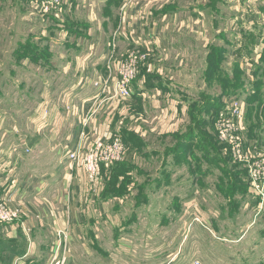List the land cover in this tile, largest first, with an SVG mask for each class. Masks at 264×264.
Returning <instances> with one entry per match:
<instances>
[{
  "label": "crops",
  "instance_id": "crops-1",
  "mask_svg": "<svg viewBox=\"0 0 264 264\" xmlns=\"http://www.w3.org/2000/svg\"><path fill=\"white\" fill-rule=\"evenodd\" d=\"M116 1L120 0H69L57 13L61 17L47 19L55 27H65L67 32L60 29L61 38L73 35L74 31H68L74 29H86L89 34L85 44L74 42L71 46L77 55L70 64L60 62L65 71L72 66L73 81H61L60 102L53 98L52 91L45 94L47 100L39 108L49 111L38 114L37 110L34 117L40 115L37 118L41 122L32 120L30 135L23 136L24 127L20 123H0V196L3 192L12 199V208L21 211L17 221L0 222V264H51L59 230L67 234L66 264H107L101 261L102 257L109 260L116 257L101 248V238L106 235V228H112L107 233L116 240V235L126 230L125 221L103 217L108 207L102 200L101 182L90 183L83 169L68 162L64 150V146L69 149L78 146L83 130L87 134L82 146L84 153L99 140H108L118 133L126 140L129 135H139L143 156L153 154L161 163L155 188L161 178L169 177L184 181L178 183L179 188L187 186V181L189 187L198 188L199 181L207 176H197V165L199 158L206 159L207 154L212 170V100L227 97L225 91H214L208 81L212 52H221L219 71L230 78L233 69L243 66L242 56L237 55L226 39V30L218 27V23L212 26L216 32V40L212 42L207 20L200 19L206 9L190 11L183 17L188 21L178 22L182 17L179 10L168 11L176 3L173 0H122V8L106 13L107 7ZM51 29L56 30L53 26ZM117 29L120 34L113 38ZM222 37L225 42L219 43ZM255 37L261 40L256 61L260 63L264 31L260 36L253 33L251 39ZM113 39L117 55L138 48L149 53L150 58L133 84L129 105L112 99L90 116L100 95L95 83L107 74V55ZM230 50H233L231 57ZM201 55L205 57L204 63L200 62ZM256 82L261 84L263 79ZM152 137L160 139L163 150L152 151ZM157 145L160 147V142ZM202 169L207 171V165ZM144 176L150 184L152 175ZM211 177L209 171L208 178ZM190 222H186V227ZM195 241L194 236L189 242L192 248L178 258L183 261L172 264L199 263L193 247ZM116 252L130 255L128 251ZM140 261V264H168L166 257L157 256Z\"/></svg>",
  "mask_w": 264,
  "mask_h": 264
},
{
  "label": "rangeland",
  "instance_id": "rangeland-1",
  "mask_svg": "<svg viewBox=\"0 0 264 264\" xmlns=\"http://www.w3.org/2000/svg\"><path fill=\"white\" fill-rule=\"evenodd\" d=\"M34 1L0 0V123H20L24 127L23 136L30 135L33 119L41 122L37 118L40 115L34 117L37 110L38 114L49 111L39 108L47 100L45 94L52 91L55 95L53 98L60 102L63 95L61 81L72 82L74 77L72 66L66 67L65 71L61 63L67 61L70 64L76 57L77 52L71 48L74 42L85 44L89 38L86 29L70 30L68 32L74 31L73 35L67 39L61 38L60 29L66 31L65 27H55L47 20L50 16L61 17L60 14L38 13ZM121 1L109 5L105 12L115 13L122 6ZM173 1L176 3L170 5L168 11L179 10L177 12L182 17L178 22L188 21V18L183 17L190 11L200 12L206 9L200 19L207 20L206 27L210 28L212 42L216 40V32L212 26L218 23V27L226 30V39L230 41L237 55L242 56L243 66L233 69V77L230 78L218 70L219 52H212L214 68L208 81L212 82L214 91L220 90L229 94L222 101L224 97L214 98L212 110H217L221 102L225 106L228 99L242 100L245 114L239 135L243 149L249 154L251 162L263 160L264 54L262 62H256L260 55L261 40L251 38L253 33L260 36L264 31V0ZM65 6L66 4L63 7ZM51 26L56 30H52ZM186 27L183 25V28ZM118 29L113 38L120 34ZM205 39L208 40V34ZM115 40L111 43L115 44L114 53L118 62H124L130 52L140 50H128L119 56ZM218 41L222 43L225 39L222 37ZM140 51L148 54V59L140 65L136 80L141 67L150 58L149 53ZM232 52L230 50L229 57ZM110 55L111 49L107 59ZM204 60V55H201L200 62L204 63ZM259 79H263L261 84L254 83ZM130 100L121 103L129 105ZM219 112L216 111L217 114ZM217 114L215 122H210V126L213 124L212 170H209L208 154L206 159L200 157L196 174L207 177L199 181L198 188L189 187L187 180V186L179 188L178 183L183 184L184 181L171 177L161 178L158 188H155L157 170L161 163L153 154L143 156L144 148L141 146L140 136L129 135L126 140L123 134L118 133L109 138L120 137L125 152L121 162L102 166L100 169L102 200L108 207L103 217L125 221L123 228L126 230L120 231L115 240L114 235L110 237L107 233L112 228H106V235L101 238V248L106 253L111 251L116 257L109 260L104 256L101 258L102 262L130 264L134 261L140 264L141 258L152 260L157 256L166 257L168 264L176 263L178 258H182L192 248L189 247V242L195 236L193 247L200 264H264V201L254 189V185L261 181L259 178L252 179L249 165L236 161L231 147L220 139L216 124ZM138 125H141L140 121ZM151 141L152 151L163 150L164 145L160 139L152 137ZM85 149L88 150L87 147ZM204 164L207 165L205 172L202 169ZM209 171L212 172L211 178H208ZM150 174L153 178L147 184L148 179L144 175ZM1 195L0 202H5L12 210H20L12 208V199L3 195V192ZM195 215L209 229L193 222ZM189 220L191 222L186 227ZM117 249L128 251L130 255L117 254Z\"/></svg>",
  "mask_w": 264,
  "mask_h": 264
},
{
  "label": "built area",
  "instance_id": "built-area-1",
  "mask_svg": "<svg viewBox=\"0 0 264 264\" xmlns=\"http://www.w3.org/2000/svg\"><path fill=\"white\" fill-rule=\"evenodd\" d=\"M69 0H35L34 7L38 13L48 15L61 12L64 4ZM115 44H110L112 55L107 59V74L105 78L95 83L100 95L93 103L91 113L97 112L110 100L128 101L132 97L133 83L137 78L139 67L148 59V54L140 50L132 51L128 54L124 62H118L114 53ZM111 94V95H110ZM108 96L109 98H106ZM245 114V104L239 99H228L223 110L216 117L217 130L220 139L231 147L232 156L236 161L247 163L250 167L253 180L261 181L255 184L254 189L258 196L264 201V159L257 162H251L242 146L240 131L243 126ZM88 115V116H89ZM89 117L83 122V129L87 126ZM85 130L80 133V142L75 149H69L64 146L66 157L73 166L83 169L87 178L92 183H98L100 180V169L102 166H109L121 162L124 157L125 147L120 137L108 140H99L94 144L88 153H83L82 146L85 141ZM259 171V172H257ZM21 216L20 210L8 208L5 202H0V222L13 223ZM193 222H198L207 228L199 216L195 215ZM57 242L55 246L54 258L51 264H66L67 260V234L64 230L57 231ZM17 264V263H15ZM200 264V263H196Z\"/></svg>",
  "mask_w": 264,
  "mask_h": 264
},
{
  "label": "trees",
  "instance_id": "trees-1",
  "mask_svg": "<svg viewBox=\"0 0 264 264\" xmlns=\"http://www.w3.org/2000/svg\"><path fill=\"white\" fill-rule=\"evenodd\" d=\"M219 52V51H218ZM221 54V52H219V55ZM220 57V56H219ZM220 66V64L218 65V67ZM212 68H214V63H213V61H212ZM212 68L210 69V74H212ZM237 69V68H236ZM235 69V70H236ZM218 70H219V68H218ZM226 96H228L229 94H225ZM223 99V98H222ZM222 99H221V101H222ZM222 107H224V103H222L221 102V104H220V107L217 109V110H215L211 115H210V119H211V121H212V123H213V121L215 122V115L217 114L216 113V111L217 112H219L221 109H222ZM218 115V114H217ZM240 190V189H239Z\"/></svg>",
  "mask_w": 264,
  "mask_h": 264
},
{
  "label": "bare ground",
  "instance_id": "bare-ground-1",
  "mask_svg": "<svg viewBox=\"0 0 264 264\" xmlns=\"http://www.w3.org/2000/svg\"><path fill=\"white\" fill-rule=\"evenodd\" d=\"M134 84V83H133Z\"/></svg>",
  "mask_w": 264,
  "mask_h": 264
}]
</instances>
